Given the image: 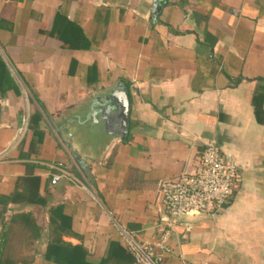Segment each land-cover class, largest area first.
<instances>
[{
    "label": "crops",
    "instance_id": "0c3cea01",
    "mask_svg": "<svg viewBox=\"0 0 264 264\" xmlns=\"http://www.w3.org/2000/svg\"><path fill=\"white\" fill-rule=\"evenodd\" d=\"M159 1L154 18L153 0H0V151L29 118L0 161V251L15 264H56L43 255L57 205L62 239L93 263L130 238L156 264H264V0ZM114 89L124 139L92 115ZM209 139L238 164L234 193L171 225L158 185L191 173ZM28 173L45 205L10 199ZM27 212L43 226L32 243L14 219Z\"/></svg>",
    "mask_w": 264,
    "mask_h": 264
},
{
    "label": "built area",
    "instance_id": "2783aa9c",
    "mask_svg": "<svg viewBox=\"0 0 264 264\" xmlns=\"http://www.w3.org/2000/svg\"><path fill=\"white\" fill-rule=\"evenodd\" d=\"M28 122V114L23 115L13 143L9 148L0 151V161L21 139ZM237 179L238 164L222 152L216 140L209 139L197 157L194 170L162 180L157 194L170 224L174 225L180 223L186 215L212 217L217 214L232 197ZM156 246L161 251H170L165 235ZM126 250L133 257V264H156V260L161 259L153 246L142 245L130 238L126 239Z\"/></svg>",
    "mask_w": 264,
    "mask_h": 264
},
{
    "label": "trees",
    "instance_id": "16d2710c",
    "mask_svg": "<svg viewBox=\"0 0 264 264\" xmlns=\"http://www.w3.org/2000/svg\"><path fill=\"white\" fill-rule=\"evenodd\" d=\"M0 69L5 73L3 65L0 63ZM1 83V80H0ZM40 183L41 179L37 175L31 173L25 174L16 179V191L10 199L16 201H24L34 204L45 205V200L40 198ZM44 190H47L45 183ZM48 230L49 236L46 244V249L43 255L44 260L56 264H133V257L119 243L111 241L106 255L100 259L98 263H93L88 260L87 249L82 244H71L62 239L64 233L70 228V218L63 212L61 205L51 206L48 209ZM24 221L26 234L24 235L27 242H34L40 237V232L43 229L41 224H38L30 212L21 213L14 217ZM11 232V239L13 238ZM22 235V237H23ZM10 237L5 236L3 246L11 242ZM14 254L6 250L0 251V264H15L17 259Z\"/></svg>",
    "mask_w": 264,
    "mask_h": 264
},
{
    "label": "water",
    "instance_id": "95a60500",
    "mask_svg": "<svg viewBox=\"0 0 264 264\" xmlns=\"http://www.w3.org/2000/svg\"><path fill=\"white\" fill-rule=\"evenodd\" d=\"M162 3L159 0H153L152 14L157 17L161 9ZM129 109V99L124 90H111L104 95L101 105L97 106L92 115L99 110V118L108 122L110 129L118 130L117 134L121 139L125 138V128L127 125V113ZM94 118V116H93ZM95 120V118H94Z\"/></svg>",
    "mask_w": 264,
    "mask_h": 264
}]
</instances>
